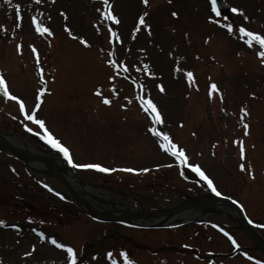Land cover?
I'll use <instances>...</instances> for the list:
<instances>
[{
    "label": "rangeland",
    "instance_id": "374dc122",
    "mask_svg": "<svg viewBox=\"0 0 264 264\" xmlns=\"http://www.w3.org/2000/svg\"><path fill=\"white\" fill-rule=\"evenodd\" d=\"M17 3L21 5V21L15 16L14 5ZM225 3L226 8L244 9L250 23L239 16L235 19L252 29L264 30V0H225ZM206 4L207 0H171L170 3L169 0H149L146 8L141 0H112L113 9L122 20L119 26L121 39L129 48L128 54L121 59H131L138 68L142 63H149L156 71L154 77L138 74L135 70L132 75L141 76L158 102L165 120L160 127L186 148L191 161L206 170L222 193L242 202L254 228L264 239V66L252 50L206 20ZM98 6L99 0H0V25L6 29L0 33V73L5 75L10 91L19 95L27 107L33 106L35 90L41 86L38 83L41 73L36 71L35 58L28 47L35 45L46 87L51 89L42 96L40 116L70 147L76 163L96 161L117 169L107 174L97 170L81 171L85 180L109 184L142 200L140 203L139 199H132L134 207L130 198L116 196L110 189L109 195L103 194L106 202L86 193L97 208H105L104 203L117 201L138 211L171 206L185 199L205 200L212 194L205 183L186 166L175 165L173 158L162 151L156 139L147 132L148 121L134 99L136 89L118 82L119 95L111 106L100 104L93 95L97 85L108 94V68L101 64L104 58L101 49L108 48V33L102 28L98 35L92 27L96 15L94 8ZM61 10L68 15L67 21L60 15ZM143 11L149 13L146 21L151 26V35L147 30H141L133 40L131 29ZM172 11L178 12V17H172ZM30 15L44 19L54 35L38 36L29 27ZM49 16L51 20H48ZM16 23H21L22 27L17 29ZM65 23L75 34H84L93 47L85 48L68 37L63 27ZM206 36L208 43H205ZM17 42H22L20 54L15 50ZM116 48L120 55V45ZM141 48L147 55L139 51ZM177 57L183 59L177 61ZM177 63L194 72L196 86L189 88L182 73L172 72ZM210 81L216 82L224 94L223 102L218 95L209 101ZM157 83L165 86V93L158 91ZM250 92L256 95L250 96ZM124 95L133 98V103L126 109L119 107L125 103ZM245 105L249 113L245 118L249 124L247 136L240 112ZM24 123L33 126L19 113L17 103L0 93V134L17 137L19 144H14L30 149L32 153L48 157L61 155L27 132ZM240 139L246 151L244 162L252 165L255 179L239 170V145L232 141ZM36 162L38 165L31 170L23 160L0 146V218L8 224L19 225L16 229L0 227V264H63L65 252L46 239L39 240L32 228L73 246L81 259L84 255L87 257L84 264H112L113 259L117 264H124L120 252H125L133 264H256V260H264L262 252L255 248L235 214L227 207L219 206L211 211L194 209L208 214L146 231L135 220L101 222L73 202L72 196L65 193L62 182L48 173L50 168L45 162L40 159ZM58 163L61 168H66L64 161ZM129 167L148 168L149 171L130 173L120 170ZM69 172L73 173L72 167ZM43 180L64 198L45 189ZM221 227L237 241L239 248L220 231ZM131 238L138 245L155 249L165 244L162 238L179 247L194 244L199 255L178 254L172 248H165L156 255H150L147 249L137 252L133 244L129 245ZM32 244L36 245L34 255L24 257L23 253L31 251ZM244 252L254 259L248 260ZM108 253H112L111 257Z\"/></svg>",
    "mask_w": 264,
    "mask_h": 264
},
{
    "label": "snow or ice",
    "instance_id": "6c2138e0",
    "mask_svg": "<svg viewBox=\"0 0 264 264\" xmlns=\"http://www.w3.org/2000/svg\"><path fill=\"white\" fill-rule=\"evenodd\" d=\"M170 2L171 0H169V3ZM141 3L146 8L149 6V0H141ZM14 9L16 20L21 21V5L19 3L15 4ZM206 9V20L209 23L226 30V32L237 42L242 43V45L246 46L249 50H252L254 55L258 58L259 63L264 66V30L258 31L252 29L250 26H248V24L240 22L234 18L239 16L242 17L244 22L250 23V17L245 14L244 9L237 6L221 9L220 0H207ZM94 12L96 15L92 20L93 29L98 35L101 34L102 28H106L108 33V48L106 50L101 49V51L104 53V58L102 59L101 64L108 68V72L106 74V81L108 82V94H105L104 90H102V88L97 85L93 89V95L98 98L100 104L111 106L113 100L119 95L118 82H124L128 84L130 88L136 89L134 96L135 102L137 103L141 112L145 115L148 121L147 132L156 139L158 147L173 158V163L175 165L186 166L197 176H199L202 181L206 182L207 187L211 189V191L215 193L216 196H221V191H219L215 186L213 178H210V175L206 174V170L203 169L199 163L192 162L186 148L180 145L179 142H176L170 135L169 131L160 127L164 125L165 120L162 115V110L158 106V102L155 101V99L151 96L145 85V82L141 79V76L132 75L133 70H135L138 74L154 77L157 75L156 71L149 63H142V66L138 68L136 64L131 61V59L127 61L125 59H121V56L128 54L129 48L124 45V41L121 39L119 26L121 25L122 20L119 13L113 9L112 0H99V6L94 8ZM229 12L233 15H228L227 13ZM60 15L65 21L68 20V15L63 10H61ZM148 15V11H143L138 15L136 24L131 29V39L134 40L136 34L141 30H147L148 34L151 35V26L146 21V17ZM171 16L174 18L178 17V12L172 11ZM48 20H51L50 16L48 17ZM15 27L19 29L22 27V24L16 23ZM29 27L40 37H52L54 35L50 25H48L44 19L37 15L29 16ZM63 27L67 36L72 40L78 41V43L85 48L93 47V44L90 43L89 39L86 38L84 34H75L73 29L69 27L68 23H65ZM5 31L6 29L4 26L0 25V33ZM185 35H187V33H185ZM208 40L209 37L206 36L205 43H208ZM50 43L51 41H49V44ZM116 45H120V48L122 49L120 55H117L118 49L116 48ZM28 47L35 58L36 71L41 73L38 79V83L41 86L35 90V103L33 106L30 108L27 107L25 101L19 95L13 94V92L10 91V85L5 78V75L0 73V93H2L3 97L16 102L18 105V111L23 115L24 120L30 122L33 125L30 127L29 123H24L23 127L27 132L33 133L35 136L43 140L48 146L61 154L67 163L74 168L94 169L103 173H111L116 171V168L106 167L101 163H76L73 159L70 147L62 142L61 138H59L47 126V121L45 118L40 116L39 110L42 106V96L46 92L50 93L51 89L46 87V80L43 74L44 70L41 67L40 55L36 46L29 44ZM15 50L18 54L22 52V42L16 43ZM139 51L144 53V49L142 48ZM239 54L240 53L238 52L237 55ZM144 55H147V53H144ZM169 55H171V53H169ZM182 59L183 57H177V61ZM53 71H55V69H53ZM172 72L176 74L182 73L189 88L196 86V78L192 70L181 67L179 66V63H177L175 66H173ZM52 79H54V77H52ZM155 87L160 93H165L166 91L165 86L162 83H157ZM214 95H218L220 101L223 102L224 94L221 92L216 82L210 81L207 90L209 101L213 100ZM249 95L254 97L256 93L250 92ZM123 100L125 103H121L119 105V107L122 109L128 108V106L133 103V98H131L129 95H124ZM221 111H223V109H221ZM240 112L243 113L241 123L243 125L244 135L247 136L249 134V124L245 120V118L249 115L247 106H242L240 108ZM193 135H195V133H193ZM232 143L239 145V170L241 173H246L249 178L255 179L252 165L250 163L246 165L244 162L246 160V151L243 140H233ZM214 147L215 144H213V148ZM212 155H215V153L213 152ZM168 166L171 167L173 165ZM156 167H160V165H156ZM120 170L130 173L149 171L148 168L136 169L130 167ZM13 171H15V169H13ZM183 174L184 173L181 172V175ZM41 183L45 189L50 192H54L57 197H60L61 199L64 198L59 191H55L47 183ZM227 199L231 200L232 197L228 196ZM29 219H31V217H29ZM93 219H95V217H93ZM41 223H43V221H41ZM0 227H10L12 229H16L19 227V225L17 223L8 224L5 219L0 218ZM262 227H264V225H262ZM32 231L35 232L36 229H32ZM220 231L224 233V235L234 246H236V248L240 247L237 241L233 239V237L229 235V233L226 232L224 228L221 227ZM37 235L39 240L44 241L46 239L51 245L65 252L63 264H78L80 257L73 246L65 242H59L58 238L55 236L49 235L46 237L45 232L43 231L38 232ZM35 251L36 245L32 244L31 251H25L23 256L30 257L34 255ZM111 255L112 253H108L109 257H111ZM120 255L124 257V264H133V261L128 258V255L125 252H120ZM243 255L250 261L254 259V257L250 256L248 252H244ZM112 264H117L115 259L112 260ZM256 264H264V260H256Z\"/></svg>",
    "mask_w": 264,
    "mask_h": 264
},
{
    "label": "bare ground",
    "instance_id": "6f19581e",
    "mask_svg": "<svg viewBox=\"0 0 264 264\" xmlns=\"http://www.w3.org/2000/svg\"><path fill=\"white\" fill-rule=\"evenodd\" d=\"M7 139L13 143L17 142L19 144L17 137L14 138V137L8 136ZM50 160L52 161V163H54L56 165V168L58 169V171H60L63 174L65 179L71 183L72 187L76 190V192H78L80 195H82L84 199H86L85 194L88 193V194L94 195L96 198L99 199V201L106 202L107 200H106L105 196L109 195L110 192H112L116 196L120 195V196L125 197L127 199L130 198L127 194H125L123 192H116V191H112V190H110V192H109L108 188H106V187L104 188V187H99V186H90V185L78 182L76 179H74L72 177V174H70L68 167L67 168H61V165L58 163V161L60 160V156L58 154L51 156ZM57 169H56V172H58ZM103 194H105V196ZM87 199L95 206V204L89 198H87ZM221 200L222 199H220L219 201H221ZM130 202L132 204L134 203L132 199L130 200ZM222 202H224V201H222ZM220 203L221 202L212 203L210 205L211 207L207 211H211L212 209L213 210L218 209L219 208L218 204H220ZM78 204H79V206H81L82 208H84L85 210L88 211L86 201H84L82 199L78 202ZM104 205H105V208H97L96 207L101 214L111 215V214H116V213L121 214V213L125 212L127 214V216L123 217L121 220L129 221V220L135 219V217L133 215L134 214V211H133L134 208L133 207L127 206V205L120 203V202H117V201H113L110 203H104ZM132 206L135 207L136 205L133 204ZM137 206H138V204H137ZM207 211H205L203 213H199L198 211L193 210V209L184 210V211H181V212H179L175 215H172L170 217L162 218V220L168 224L182 222L185 220H195V219L199 218L200 215H203V216L207 215L208 214ZM156 218H161V217H156ZM149 220H145V221L142 220L141 222H148ZM252 232L257 238H259L260 240H263L261 234L259 232H257L254 228L252 229Z\"/></svg>",
    "mask_w": 264,
    "mask_h": 264
},
{
    "label": "water",
    "instance_id": "95a60500",
    "mask_svg": "<svg viewBox=\"0 0 264 264\" xmlns=\"http://www.w3.org/2000/svg\"><path fill=\"white\" fill-rule=\"evenodd\" d=\"M220 7L224 8V4H223V0H220ZM0 145L7 147L8 149H10L12 152H14L16 155H18L19 157H21L22 159L26 160L27 158L30 157V155L26 154L25 152H27V150L23 149V148H19L18 146L12 144L11 142L7 141L4 136L0 135ZM34 157H39L37 155H35ZM43 159L48 162L49 164H52V161L50 160V158L48 157H43ZM62 182L64 183V185L66 186V188L75 196V198L77 199H81L82 197H80L72 188L71 184L64 179L63 177L57 175ZM222 204H227L230 205L231 207L234 208V210L237 212L238 215V219L239 222L241 223L242 227L244 228V230L249 234V236L252 238V240L255 242L256 246L262 250V252H264V241L260 240L259 238H257L253 232H252V228L250 226V223L248 222V219L242 209V206L235 201L234 199H227V197L223 196L221 197ZM214 200H216L215 198H209L206 199L204 202L200 203L197 200H187L184 202H181L179 204H176L172 207L169 208H163V209H159V210H155V211H150V212H145L146 215L151 216V215H165V216H171L174 214H177L181 211L184 210H188L191 208H200V207H205L208 208L212 203H214ZM88 202V201H87ZM94 211L96 213V215H98L100 220H115L118 219L121 215H127L126 213H123L121 215H115V216H108V217H104L102 215L99 214V212L97 211L96 208H94ZM162 223H155L153 224V226H160Z\"/></svg>",
    "mask_w": 264,
    "mask_h": 264
},
{
    "label": "flooded vegetation",
    "instance_id": "af4514ba",
    "mask_svg": "<svg viewBox=\"0 0 264 264\" xmlns=\"http://www.w3.org/2000/svg\"><path fill=\"white\" fill-rule=\"evenodd\" d=\"M171 246H174V245L171 244Z\"/></svg>",
    "mask_w": 264,
    "mask_h": 264
}]
</instances>
